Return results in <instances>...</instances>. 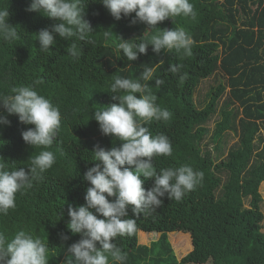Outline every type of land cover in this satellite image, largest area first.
I'll return each mask as SVG.
<instances>
[{"label": "trees", "instance_id": "obj_1", "mask_svg": "<svg viewBox=\"0 0 264 264\" xmlns=\"http://www.w3.org/2000/svg\"><path fill=\"white\" fill-rule=\"evenodd\" d=\"M190 2L195 18H168L153 30L139 21L130 23L135 13L116 20L99 0H85L84 18L93 28L92 42L67 41L57 35L52 51L44 53L39 50L36 32L50 29L57 21L27 11L30 0H0V6L8 8V23L20 34V40L13 44L0 40V95L11 94L13 87L32 85L58 106L62 117L57 137L48 149L56 162L32 189L17 193L16 208L0 216V232L11 237L24 230L38 236L52 250L48 264H66L68 246L80 239L67 227V210L69 205L85 203L90 184L83 174L96 163L91 161L92 151L97 145L111 148L121 144L101 133L92 113L118 103L109 93L115 76L138 79L144 67L163 60L156 75L165 84L157 87L153 80L149 88L172 118L147 126L153 135L169 137L173 153L156 157L154 166L159 171L189 164L202 171L204 179L179 202L162 198L163 204L151 215L136 218L129 210L138 231L133 237L117 239L128 256L126 264H264L259 191L264 181V0ZM167 26L183 27L193 37L191 56L163 51L157 55L149 45L147 54L135 61H127L122 51L117 58L119 37L149 39ZM105 30L113 32L112 39L103 38ZM73 43L82 49L77 61L67 52ZM170 64L182 65L179 75L167 72ZM209 76H214L216 84L211 85L204 105L198 106L194 92ZM217 105L221 117L210 132L206 122ZM0 112L10 121L0 125V162L9 169L27 168L31 157L41 151L28 145L21 135L33 125L22 124L16 114L9 115L2 108ZM230 129L238 132V142L225 157L215 159L212 149L216 144L211 148L203 139L208 135L209 141L217 143ZM153 182L147 179L143 186L148 189ZM141 233L148 243L141 242ZM169 235L175 238L170 241ZM183 239H189L188 251L178 248L183 252L177 254L172 243L181 244Z\"/></svg>", "mask_w": 264, "mask_h": 264}, {"label": "clouds", "instance_id": "obj_2", "mask_svg": "<svg viewBox=\"0 0 264 264\" xmlns=\"http://www.w3.org/2000/svg\"><path fill=\"white\" fill-rule=\"evenodd\" d=\"M112 17L120 20L133 13L130 23H145L149 29H156L168 18L191 17L196 12L190 0H99ZM87 4V3H86ZM85 0H30L27 11L38 12L54 19L51 28L36 32L39 50L50 53V46L57 43V35L64 40L82 43L92 42L93 28L84 18ZM9 11L0 6V40L13 44L20 40L17 28L8 23ZM105 40L112 39V31L102 33ZM195 41L183 27L164 29L149 39L125 40L119 37L116 50L121 51L127 61H135L139 55L147 54L149 45L153 53L182 54L191 56ZM68 54L74 61L81 57L82 49L73 43ZM163 60L151 67H144L138 79L115 76L110 85L113 100L108 107L97 108L92 113L101 133L120 141L119 147L104 148L97 145L83 179L89 182L84 196L85 203L68 206L67 227L80 239L67 248L66 264H126L128 256L118 246L117 239L133 237L138 226L136 218L148 216L170 200L181 201L203 181L204 173L196 171L189 164L178 167L155 168L156 157H170L173 153L169 137L163 133L153 135L149 130L152 122H168L172 113L160 107L157 95L149 88V81L155 86L165 84L156 75ZM182 65L170 64L167 72L179 75ZM39 83V82H37ZM139 94V95H137ZM0 108L7 114H16L24 125H33L22 131L23 140L41 151L31 157L27 168L9 169L0 162V216H7L16 208L17 193L32 189L44 179V174L56 162L55 154L48 150L53 145L61 127V112L50 99L38 93L32 85L13 87L11 94L0 95ZM10 121L0 112V125ZM143 177V179L141 178ZM153 179V185L145 189L144 181ZM110 197L114 199H109ZM129 210L132 218L129 216ZM63 213L61 212V216ZM67 240V235H62ZM52 250L42 238L24 230H18L9 237L0 232V264H48Z\"/></svg>", "mask_w": 264, "mask_h": 264}, {"label": "rangeland", "instance_id": "obj_3", "mask_svg": "<svg viewBox=\"0 0 264 264\" xmlns=\"http://www.w3.org/2000/svg\"><path fill=\"white\" fill-rule=\"evenodd\" d=\"M222 81L225 82V77H221ZM212 84H216V80L214 79V76H209L208 78H204L200 81L199 85L197 86L195 92H194V97L195 100L197 102L198 106H203L204 105V100L206 98L207 92L209 91L210 87ZM222 99V97L220 98V100ZM221 117V109H220V105L216 106V111L215 113H212L209 120L206 122V125L209 127L210 132L214 129L215 126V122L220 119ZM204 143H209V146L212 148L214 144H216V148L212 149V153L215 156V159H220L222 157H225L227 151L233 147L237 142H238V132L234 131L232 129L230 130H226L221 137V140L217 143H215L214 141H209L208 139V135H206V137H204L203 139ZM259 191L262 195V201H261V210L263 211V220H262V230L264 231V181H262L259 185ZM184 235V234H182ZM179 236V237H178ZM188 236V235H187ZM139 238L141 240V242H149V240L144 237V235L141 233L139 234ZM171 238L174 239L175 237L173 235H169V239L171 241ZM180 240V235H177V241ZM175 248L177 249V251L175 249V253L180 254L183 251H188V245H190L189 243V239L188 241L186 239H183L181 241V244L184 245L182 246L181 244H177V243H172ZM180 245L182 247H180ZM173 248V246H172ZM183 249V251H179V249ZM180 256V255H179Z\"/></svg>", "mask_w": 264, "mask_h": 264}, {"label": "water", "instance_id": "obj_4", "mask_svg": "<svg viewBox=\"0 0 264 264\" xmlns=\"http://www.w3.org/2000/svg\"><path fill=\"white\" fill-rule=\"evenodd\" d=\"M168 25H169V23H168ZM167 29H168V26H167Z\"/></svg>", "mask_w": 264, "mask_h": 264}]
</instances>
